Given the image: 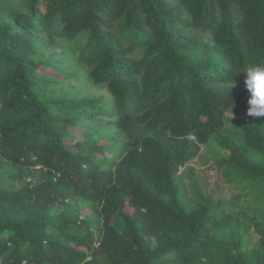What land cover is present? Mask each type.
<instances>
[{
    "label": "trees",
    "instance_id": "obj_1",
    "mask_svg": "<svg viewBox=\"0 0 264 264\" xmlns=\"http://www.w3.org/2000/svg\"><path fill=\"white\" fill-rule=\"evenodd\" d=\"M255 64L264 0H0V264H264Z\"/></svg>",
    "mask_w": 264,
    "mask_h": 264
},
{
    "label": "clouds",
    "instance_id": "obj_2",
    "mask_svg": "<svg viewBox=\"0 0 264 264\" xmlns=\"http://www.w3.org/2000/svg\"><path fill=\"white\" fill-rule=\"evenodd\" d=\"M79 51V48H77ZM245 87L249 93L247 116L264 117V64H255L243 71Z\"/></svg>",
    "mask_w": 264,
    "mask_h": 264
},
{
    "label": "rangeland",
    "instance_id": "obj_3",
    "mask_svg": "<svg viewBox=\"0 0 264 264\" xmlns=\"http://www.w3.org/2000/svg\"><path fill=\"white\" fill-rule=\"evenodd\" d=\"M99 94L102 95L105 93V89H93L90 87H86L84 91H82V94ZM218 153H222L220 150L217 151ZM206 158H209V163L204 162ZM214 161L212 160V158L210 157V152H208L205 148L202 149L201 154L196 158V160L193 162V167L197 168L195 169V171L200 175L201 178L205 179L206 175L203 173L208 165H211L212 167L215 166V164L213 163ZM185 169V167L182 168L181 171H183ZM184 176L182 178V182L184 185L188 186L190 185V183L192 182L191 177H190V173H188L187 175L185 173H183ZM212 174V173H211Z\"/></svg>",
    "mask_w": 264,
    "mask_h": 264
}]
</instances>
